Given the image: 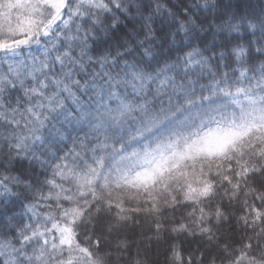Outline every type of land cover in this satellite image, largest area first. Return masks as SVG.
<instances>
[{
  "label": "snow or ice",
  "instance_id": "snow-or-ice-1",
  "mask_svg": "<svg viewBox=\"0 0 264 264\" xmlns=\"http://www.w3.org/2000/svg\"><path fill=\"white\" fill-rule=\"evenodd\" d=\"M129 10L119 0H0V54L15 53L41 29H66L51 61L46 52L39 61L8 62L0 72V139L8 158L29 160L20 175L0 165L7 169L0 172V196L22 186L29 201L0 228V264H144L143 249L177 239L187 255L173 251L172 259L183 264H264V64L227 63L223 53L210 63L193 48L154 75L130 67L139 88L158 81L156 94L167 96L168 114L189 112L188 121L134 148H117L105 135L94 144L74 141L62 155L41 150L40 129L53 114L67 116L65 100L76 103L75 90L85 86L75 51L83 56L86 50L81 27ZM156 11L168 9L157 4ZM205 75L210 79L200 83ZM221 98L230 103H217ZM131 111L121 102L96 119L95 131L104 133L108 121ZM161 119L149 114L145 127L159 128ZM149 219L137 242L131 226Z\"/></svg>",
  "mask_w": 264,
  "mask_h": 264
},
{
  "label": "clouds",
  "instance_id": "clouds-1",
  "mask_svg": "<svg viewBox=\"0 0 264 264\" xmlns=\"http://www.w3.org/2000/svg\"><path fill=\"white\" fill-rule=\"evenodd\" d=\"M119 2L130 10L122 16L117 14L118 19L81 27L80 31L86 32L88 37L86 50L83 56L79 49L75 51L84 68L77 78L85 86L75 90L76 103L71 98L65 100L67 116L53 114L40 129L45 141L43 152H60L80 140L94 144L98 138L103 140L105 135L108 143L115 144L117 148L125 144L129 148L139 147L188 121L189 112L176 110L168 114L167 96L156 94L158 81H150L144 88H139L138 81H133L127 71L130 67L154 75L165 65L178 64L182 59L178 54L193 48L200 50L210 63H215L223 53L227 63L242 59L250 68L264 64V0ZM157 4L166 6L168 11L157 12ZM75 24H81V21H75ZM65 31L63 24L58 28L53 26L47 33L41 29L15 53L0 54V72L6 69L8 62L39 61L45 58L46 52L47 59L51 61L61 49L58 38ZM233 53H243V56L238 58ZM105 75H110V79H105ZM23 91L21 87L19 94L22 95ZM121 102L131 105L132 111L116 123L108 121L104 133H97L94 127L96 119L106 116L108 110H116ZM178 103L173 97L172 105ZM217 103L229 104L230 101L221 98ZM139 105H146V111H142ZM82 111L89 114L87 118L81 117ZM149 114L162 118L159 128L145 127ZM2 124L3 118H0ZM3 135L0 128V137ZM0 165L10 169L14 165L19 175L29 169V164H24L23 160L8 158L3 139H0ZM13 211L12 204H0V228L6 227L7 217ZM173 251L181 253L180 241L153 244L142 250L141 258L144 264H183L172 259ZM112 252L115 255V250ZM216 264L228 262L217 260Z\"/></svg>",
  "mask_w": 264,
  "mask_h": 264
},
{
  "label": "trees",
  "instance_id": "trees-1",
  "mask_svg": "<svg viewBox=\"0 0 264 264\" xmlns=\"http://www.w3.org/2000/svg\"><path fill=\"white\" fill-rule=\"evenodd\" d=\"M189 51H191V50L185 49L184 52H181L178 55L183 58L185 56V54L187 52H189ZM209 79H210V76L205 75L204 77L201 78L200 83H207ZM149 87H152V85H149ZM58 154L62 155L63 153L62 152H58ZM21 160H23L24 164H29V160L28 159L21 158ZM33 166L36 167L38 172L41 171V169L39 168L38 165H33ZM2 171H7V169L0 168V172H2ZM11 174L19 175L17 173V171L15 170V166L14 165L11 168ZM13 192L15 193V195L9 196L7 199H5L4 196H0V201H2V203H0V204H4V203L12 204L13 207H14V211L10 212L9 216L16 215L17 217H19L20 214H21V211H22V205L25 204V203H28L29 201L25 200V193L23 191L22 186H18V187L13 188ZM24 218L27 219V216H25ZM177 218H179V213H177ZM150 224H151V220L149 219V220H141L140 221V225H132L131 226V228L135 229L136 241L137 242H141L139 233L141 231L147 232L148 231V227H149ZM141 225H142V227H141ZM165 226L167 227V224ZM131 234H132V232H131V229H130L129 230V235H131ZM149 234H151V233H149ZM172 235L173 236H178L179 234L172 233ZM177 240L180 241V243H181V254L186 256L187 252H185V250H184L185 249L184 241L181 240V239H177ZM132 252H133V254H135L136 248H133Z\"/></svg>",
  "mask_w": 264,
  "mask_h": 264
}]
</instances>
